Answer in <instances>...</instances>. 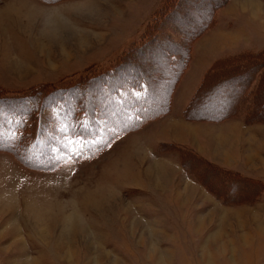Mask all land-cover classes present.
Returning a JSON list of instances; mask_svg holds the SVG:
<instances>
[{"label":"rangeland","instance_id":"obj_1","mask_svg":"<svg viewBox=\"0 0 264 264\" xmlns=\"http://www.w3.org/2000/svg\"><path fill=\"white\" fill-rule=\"evenodd\" d=\"M161 3L0 0V137L9 134L8 147L0 144V264H264V119H221L243 124L229 140L239 154L229 150L231 162L199 155L216 169L156 142L214 60L264 47V0L165 3L155 32L138 38ZM176 46L190 56L174 104L135 132V106L144 104L128 93L145 73H164L163 49ZM49 83L68 93L54 97ZM212 83L225 107L210 100L208 113L237 114L241 101L264 112L263 89L255 97L251 88L243 95L246 85ZM62 97L89 115L83 137L99 140L84 156L83 141L68 139L73 148L56 162L44 145L59 123L75 122L55 108ZM107 130L116 134L108 144ZM214 136L201 143L222 149L223 160Z\"/></svg>","mask_w":264,"mask_h":264},{"label":"trees","instance_id":"obj_2","mask_svg":"<svg viewBox=\"0 0 264 264\" xmlns=\"http://www.w3.org/2000/svg\"><path fill=\"white\" fill-rule=\"evenodd\" d=\"M177 1H179V0H163L164 4L161 3L158 7H156V9L154 10V12L152 14L153 18H152L151 22L149 24L144 25L145 29L142 33H140L138 38L147 37V36L150 38L149 35L155 32V30L153 29V21L158 20L159 15L161 16L166 11L165 6H164L165 3H169V5L171 6L172 4H176ZM212 20L214 21V17L212 18ZM212 23L213 22H211V24ZM201 24H203V23H200L199 25H201ZM210 25L208 24V26H210ZM208 26H207V28H208ZM203 27H204V25H203ZM196 30H197V28H196ZM197 33H198V31L196 32V34ZM198 36H199V34L196 35L195 37L197 38ZM149 38L147 41H149ZM147 41H145L143 44H139V45L143 46ZM151 41H153V40H150L149 42H151ZM141 46L138 47L139 50L141 49ZM133 47H134L133 45H130L128 48L132 49ZM170 49H169V47H164L163 52H162V54L164 55V60H162V61L164 63L166 71L164 73H161L160 72L161 70L158 71V69H156V72L153 75H149V74L145 73V75L141 76L142 87L137 88V90L140 91L141 95H136V94L132 93L133 90H131V92H130L131 94L128 93L129 95H132L133 98H137L136 101L141 100L142 101L141 104H144V106L143 105L142 106H138V105L135 106L136 108H139L140 112L137 113L138 115H135V118H136L135 123L131 129L138 130L137 127H139V125L141 124V121L143 123L146 119H150V118L153 119L157 116L165 114L167 111H168L167 113H169V111L171 109L174 90H175L176 86L178 85V83L180 82L179 79H180L182 71L185 67V61H186V59H188V57L190 55H189V49L186 52L181 51L180 49L177 48V46L171 47ZM146 53L149 54L151 52H146ZM145 59L150 60L151 59L150 54H149V57L147 56V58L145 57L144 60ZM114 66L110 67L112 71L115 70ZM118 66L120 67V65H118ZM260 69H264V47L259 49L258 51L244 50V51L239 52L237 54H229V55H226V56H223V57H220V58L214 60L211 63V65L208 67V69L205 71V73L203 74L199 84L197 85L195 96H193L186 103V105L183 107V109L181 110V117L185 118V119H189V120L191 119V120L218 121V120L223 119L224 117H229V116L232 117V116L240 115V117L244 121L264 119V114H263L264 112L262 113L263 115L262 114H260V115L256 114V109L249 108L244 101H241L239 103L240 105L238 104V106L234 108V110L236 109V111L238 112L237 114H235V112L229 113L227 111L226 112L214 111L212 113H208L207 111L203 110V107H205V105H207L208 102H210V100L215 101L216 104H218L220 110H222L225 107L222 105L223 103L220 99H213V96L217 97L216 93L219 92L218 88H216L213 92L214 86H210L213 84L212 83L213 81H215V83L224 84V85L227 83V86H225V87H230L233 85H237L238 87H241V86L246 85L247 87L243 91V95H244V93L247 95V90L249 88H251L253 96H255V97H258L260 95L258 93V91L263 89L261 91V95H263L264 94V82H263L264 77H262V75L260 76V73H259ZM86 72H83V73L86 74ZM109 72H111V71H109ZM150 77H152V78L154 77L155 81L152 80ZM156 83H159V86ZM46 85H48V88H51L50 91L54 97H58L60 92H62L63 90H65L64 93H66V94L68 93V90H67L68 86L61 87V85H60V86H58L59 90L55 91L56 88L54 87L53 84L49 83ZM46 85H44V86H46ZM207 87H209V89L204 96L203 94H204V91ZM225 87H223V89H225ZM209 91L211 93L213 92V94L211 96H209V94H208ZM236 95H237V93L234 96H236ZM243 95H242V97H243ZM202 96L204 97V101H203L202 105H198V102L201 100V99L198 100V98L202 97ZM146 98L148 100V103H147V101H145ZM66 100L67 99L63 98V97L60 98V101L55 102V104H56L55 108H58V109L62 110L63 112H66V115L69 114L71 117H73L75 115V120L77 121L76 122L77 126L74 127L73 125L72 126L70 125V127L76 128L79 130H76V132H73V133L70 132L71 134H80V135L84 134L83 131L86 130V127L79 126L80 121L77 120L76 114L81 112V111L84 112L86 110L84 108H82V106H76L74 104V102H72L71 105L66 107L64 104ZM79 104H81V103H79ZM197 106L198 107L201 106V107L199 109H196ZM0 138H2V139H0V144H4L5 146H7L6 145V139H5L6 135H4ZM159 144H161V146L162 145L163 146L169 145V147L171 145H174V146L178 147L177 149H179L178 150L179 152L181 150H183L182 152H185L188 155L192 156L194 158L193 161H195L197 163L200 161V164L205 165V166L208 165L209 169H212V168L216 169L215 168L216 166L214 163L208 161L207 159L200 157L195 152H192V151H190L188 149H184V148L181 149V147L177 146L176 144H172V143L159 142ZM7 147H5V148H7ZM190 163H192V162H190ZM186 166H187V163H186ZM219 168L217 170L220 173H222V171H221L222 168H220V169ZM191 169H192V167H191Z\"/></svg>","mask_w":264,"mask_h":264},{"label":"crops","instance_id":"obj_3","mask_svg":"<svg viewBox=\"0 0 264 264\" xmlns=\"http://www.w3.org/2000/svg\"><path fill=\"white\" fill-rule=\"evenodd\" d=\"M204 57V54L203 56ZM189 67L186 68V70ZM184 71V74L186 72ZM183 74V75H184ZM183 75L181 77H183ZM181 79V78H180ZM179 85V83H178ZM177 85V86H178ZM176 86V87H177ZM176 90V88H175ZM174 90V93H175ZM173 93V95H174ZM175 97V95H174ZM172 98V105L173 99ZM172 107V106H171ZM170 112V111H169ZM164 115V114H163ZM162 116V115H161ZM157 118L153 119L156 120ZM151 120V121H153ZM169 120V119H168ZM166 122V121H165ZM242 121L238 119H232V118H226L224 120H218V121H211V120H188L185 118H172L169 120V122H166V129L162 130V136L157 139L156 142H166V143H172L176 144L177 146L184 148V149H190L192 152L197 153L198 155H201L208 160H212V162H215L214 160H219L223 162H231L227 158L233 154L230 151H233L232 148H230L228 145H230V141L233 136H237L238 128L242 126ZM203 137L206 134V138L209 135L215 134V138L218 139V142L214 141V144L218 146V149L220 147L223 148V146H226L224 149V157L223 160L220 159V151L213 152L209 150L210 145H207V143H201ZM227 144V145H226ZM235 154L239 156V154L236 151H233ZM219 155V156H218ZM216 157V158H214ZM214 159V160H213ZM210 160V161H211Z\"/></svg>","mask_w":264,"mask_h":264},{"label":"bare ground","instance_id":"obj_4","mask_svg":"<svg viewBox=\"0 0 264 264\" xmlns=\"http://www.w3.org/2000/svg\"><path fill=\"white\" fill-rule=\"evenodd\" d=\"M16 10H19V11H21V9H20V8H16ZM19 11H18V12H19ZM68 34H69V33H68ZM63 36H64V35H63ZM19 65H21V64H16V65H15V67H16V66H17V67H19Z\"/></svg>","mask_w":264,"mask_h":264}]
</instances>
